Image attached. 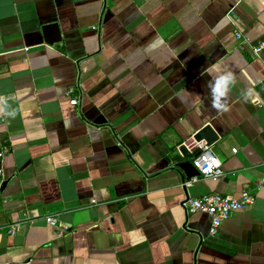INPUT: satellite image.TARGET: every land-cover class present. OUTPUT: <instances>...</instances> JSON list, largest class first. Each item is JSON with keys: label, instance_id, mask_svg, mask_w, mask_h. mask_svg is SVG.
Wrapping results in <instances>:
<instances>
[{"label": "crops", "instance_id": "1", "mask_svg": "<svg viewBox=\"0 0 264 264\" xmlns=\"http://www.w3.org/2000/svg\"><path fill=\"white\" fill-rule=\"evenodd\" d=\"M262 41L264 0H0V264H264ZM243 191L214 237L181 207Z\"/></svg>", "mask_w": 264, "mask_h": 264}, {"label": "built area", "instance_id": "2", "mask_svg": "<svg viewBox=\"0 0 264 264\" xmlns=\"http://www.w3.org/2000/svg\"><path fill=\"white\" fill-rule=\"evenodd\" d=\"M236 36L238 39L242 38L241 33H237ZM251 50L256 56L264 53V41L252 47ZM67 95H73V90H70ZM78 103L79 101L77 98L71 100V104L73 106L78 105ZM195 148H198L199 150L192 161V165L197 170L198 176H194L187 180L184 185L185 189H190L201 179H210L216 181L225 177V172L222 168L223 164L219 156L213 152V145L200 143L193 147V149ZM7 153L8 149L6 147L1 148L0 159H3ZM0 176H3L2 169H0ZM262 187H264V179L262 182ZM255 201V194H253L251 191H243L239 197H229L221 194H206L198 198L186 196L181 203V207L187 216L197 213L208 215L212 220L210 236L214 237L218 233L222 224L228 220L232 214L253 206ZM46 222L48 225L59 230L61 233H63L65 230H68V227L60 223L57 217L49 216L46 218ZM17 226V224H13L12 226L8 227L7 230L10 235H16Z\"/></svg>", "mask_w": 264, "mask_h": 264}, {"label": "water", "instance_id": "3", "mask_svg": "<svg viewBox=\"0 0 264 264\" xmlns=\"http://www.w3.org/2000/svg\"><path fill=\"white\" fill-rule=\"evenodd\" d=\"M194 143H195V140H191L190 142H188L186 145H185V147L182 149V154L185 156V157H188V158H190V159H192V160H194V158H195V156L197 155V153H198V148H195V149H192V151H191V155H189V156H187L186 154V148H190V147H192V145H194ZM211 145V144H210ZM213 152L216 154V155H218L219 156V158H220V160L222 161L223 160V158H222V155H221V151L218 149V147H213ZM196 176H198V172H197V175ZM194 177V176H193ZM190 178H192V177H190Z\"/></svg>", "mask_w": 264, "mask_h": 264}]
</instances>
